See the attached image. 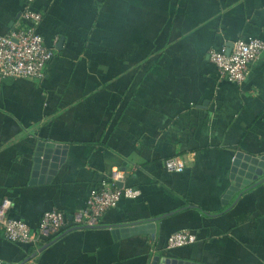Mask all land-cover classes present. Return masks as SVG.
Here are the masks:
<instances>
[{"label": "crops", "instance_id": "1", "mask_svg": "<svg viewBox=\"0 0 264 264\" xmlns=\"http://www.w3.org/2000/svg\"><path fill=\"white\" fill-rule=\"evenodd\" d=\"M26 5L53 55L43 78L0 81V202L32 231L47 209L67 221L37 243L0 228L4 264H264V173L226 194L236 153L264 154V51L240 82L208 57L236 38L264 40V0H0V34ZM39 140L61 146L35 167ZM171 155L182 171L166 169ZM116 169L114 184L140 194L75 226ZM141 224L153 225L120 231ZM178 229L195 241L167 248Z\"/></svg>", "mask_w": 264, "mask_h": 264}, {"label": "built area", "instance_id": "2", "mask_svg": "<svg viewBox=\"0 0 264 264\" xmlns=\"http://www.w3.org/2000/svg\"><path fill=\"white\" fill-rule=\"evenodd\" d=\"M41 12L26 5L21 12L22 20L7 33L0 34V81L4 77L43 78L45 66L53 55V50L44 44L37 24ZM264 51V40L259 37L236 38L230 49H208V57L215 64L220 76L232 82L242 81L249 71L250 63ZM166 169L182 171L184 160L177 155L164 159ZM110 181L103 182L98 188H93L86 199L85 206L72 214L75 226L94 225L99 216L108 208L117 204L122 197L134 198L140 194L137 187L130 185H115L114 180L122 177L119 169L112 170ZM10 200L4 197L0 202V228L4 236L10 240L22 243H37L43 239L53 238L66 227V216L58 209L44 210L37 228L32 231L22 219L7 214ZM196 234L186 229L170 232L166 237V247H178L194 242ZM0 264L4 261L0 258Z\"/></svg>", "mask_w": 264, "mask_h": 264}, {"label": "water", "instance_id": "3", "mask_svg": "<svg viewBox=\"0 0 264 264\" xmlns=\"http://www.w3.org/2000/svg\"><path fill=\"white\" fill-rule=\"evenodd\" d=\"M232 42H229V46L226 48V52L229 51L230 46ZM59 147L61 144H55L54 142L51 141H45V140H39L36 144L35 148V167L38 166L41 161L40 157H37V155H43L44 157H48L47 151H50L53 147ZM43 150L45 151L43 153ZM57 151V150H56ZM51 157V155H50ZM52 161L50 162L51 166L53 168L50 171H53L54 168L56 167L57 163L54 162L56 159V155L52 156ZM55 158V159H54ZM58 159V158H57ZM42 162H46V160H42ZM264 173V154L260 156H254V155H249V154H242L241 152H237L236 156L234 157L233 160V165L231 167L230 171V176L231 179L233 180V183H231L226 190V194L232 193V191H236L239 188L243 187L245 184H251L253 180H255L258 175ZM153 224H141V225H136V226H126L122 227L120 231H123V233H129V232H136V231H143L144 227H149L152 226ZM119 231V230H118ZM47 243H44L40 245L36 250H34L31 254V256L35 255L37 251L43 249ZM30 256V257H31ZM29 257L24 258L22 261L18 262L17 264H23L25 263ZM167 262H172V264H201V263H196L195 261H189V260H176L171 259L170 257H166Z\"/></svg>", "mask_w": 264, "mask_h": 264}]
</instances>
